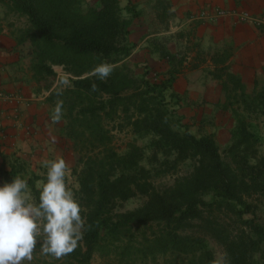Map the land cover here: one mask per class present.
<instances>
[{"label":"trees","instance_id":"16d2710c","mask_svg":"<svg viewBox=\"0 0 264 264\" xmlns=\"http://www.w3.org/2000/svg\"><path fill=\"white\" fill-rule=\"evenodd\" d=\"M7 1L12 11L28 18L29 27L18 31L17 40L30 49L40 88L53 86L55 65L71 74L68 85L54 88L48 101L55 107L62 103L63 132L81 165L76 198L84 219L82 239L59 259L38 247L31 264H92L96 254L103 258L100 264H148L161 257L180 264H218L208 238L224 247V264H264V225L252 201L264 197V157L257 149L264 138L255 125L233 110L224 154L213 133L191 131L177 108L182 98L172 90L183 59L156 40L155 48L170 66L165 77L148 67L137 73L125 62L136 46L129 41L130 26L142 13L132 0L123 7L120 0ZM102 63L113 68L105 80L92 74ZM226 72L224 67L216 76ZM155 75L158 79L152 80ZM227 80L240 89L237 78L228 74ZM228 95L235 104L264 114V91L250 100L243 93ZM228 110L226 104L223 111ZM116 129L151 137L153 156L163 157L157 174L173 172L186 161L193 162L192 171L157 188L141 146L130 142L125 153L115 150ZM18 172L12 168L7 182ZM39 178L28 181L37 201L43 186H36ZM136 196L145 197L144 204L120 209Z\"/></svg>","mask_w":264,"mask_h":264},{"label":"crops","instance_id":"0c3cea01","mask_svg":"<svg viewBox=\"0 0 264 264\" xmlns=\"http://www.w3.org/2000/svg\"><path fill=\"white\" fill-rule=\"evenodd\" d=\"M141 2L133 0L143 13L130 26L133 53L146 57L159 77H165L170 66L155 48L156 40L183 59L172 90L184 108L199 110L200 115L207 108L223 111L226 104L235 109L229 93L264 91V26L239 18H264V0H145L152 9L150 20ZM203 13L208 16H200ZM18 15L7 0H0V184L7 182L5 175L13 168L27 182L40 177V188L48 162L63 158L67 163L71 153L62 122L51 118L55 106L48 98L55 83L47 90L34 79L32 54L17 40ZM151 21L163 24L160 31L149 29ZM224 67L227 72L217 77ZM228 74L239 80L240 89L228 82Z\"/></svg>","mask_w":264,"mask_h":264},{"label":"clouds","instance_id":"9594fccd","mask_svg":"<svg viewBox=\"0 0 264 264\" xmlns=\"http://www.w3.org/2000/svg\"><path fill=\"white\" fill-rule=\"evenodd\" d=\"M112 71L111 65L102 63L92 74L105 80ZM61 117L62 103H57L51 118L55 123ZM46 167L38 201L20 176L0 184V264H31L38 247L59 259L72 253L82 239V206L67 182L71 169L63 158Z\"/></svg>","mask_w":264,"mask_h":264},{"label":"rangeland","instance_id":"374dc122","mask_svg":"<svg viewBox=\"0 0 264 264\" xmlns=\"http://www.w3.org/2000/svg\"><path fill=\"white\" fill-rule=\"evenodd\" d=\"M95 1V0H90ZM143 3H145V0H141ZM133 2V0H132ZM141 2V3H142ZM121 6L123 7L126 4V0H120ZM138 7L139 5L133 3ZM142 5V4H141ZM145 16L150 20L151 19V6L147 5L145 3ZM138 11L139 7H138ZM143 14V13H142ZM128 13L123 10V16H127ZM16 21L18 22L19 26H21V29H26L29 27V21L28 18L24 15H18ZM151 21L150 28L153 33L160 31L163 24L157 23L154 24V22ZM156 22V21H155ZM162 41L163 38H161ZM189 40V39H188ZM160 42V41H159ZM189 42V41H188ZM26 52L28 53L30 51L28 45L24 48ZM24 52V53H26ZM32 56V55H31ZM33 57V56H32ZM138 58H141V60L138 61ZM145 59V60H143ZM132 69H134L137 73H140L145 68H151V63L149 60L146 59V57L141 56V54L133 53L129 58L125 61ZM162 69V67H160ZM54 70L56 71L57 75L56 78L59 77V86L60 88H65L66 85L69 83V77L71 74L67 73L63 66L61 65H55ZM154 73V72H153ZM156 77V75H155ZM152 77V80L158 79V77ZM52 80V79H50ZM67 81V84L62 83V81ZM55 83V77L53 81ZM39 85H42L38 83ZM45 84V83H44ZM41 87V86H40ZM169 91L166 93V99L171 102V98L169 95ZM237 95H239V92H236ZM244 94V93H243ZM258 93H250V94H244L246 99H252L253 97L258 96ZM231 96L235 94H230ZM240 99V97H238ZM238 108H235L237 112L240 114L246 116L250 122H252L255 125L256 131L260 133L264 138V114L261 112V110L256 111L255 109L252 111V109L247 110L246 106L243 108L242 105L236 104ZM180 111V113H183L186 118L184 119V122H187L190 126V129L192 132H194L197 135H203V134H209L213 133L219 143L220 150L222 154H224V151L228 147L230 143V129L232 128L235 120L233 110L230 109L226 112L221 110H211L209 108L202 110V114H199V110L195 111L193 109L189 110L187 108H184V105H181L180 107H177ZM62 122V123H60ZM60 124H64L62 118L59 120ZM109 128L112 127V123H110ZM63 128V126H62ZM112 133L114 135L113 137V146L115 150L118 153H125L128 147V144L130 142H135L137 145L141 146L144 149V153L146 156V159L144 160L143 164L146 165L148 168H151L153 171V182L157 188H164L166 186L172 185L176 179L177 176L187 175L189 174L193 169V162L192 161H186L184 163H181L176 170L173 172H167V173H160L157 174V171L160 168H163V165L161 164L163 157L158 154V157H154V151L149 147V142L151 140V137H145V138H137L135 137L128 129L124 130H112ZM67 149H69L70 159L67 161V164L69 165L71 172L70 175L67 177V182L70 187L73 188L75 196L76 191L79 188L78 183V176L77 173L81 169V165L77 162L76 156H75V150L73 147L72 141H68ZM258 154L260 156L264 157V141L258 146ZM165 167V166H164ZM43 178H46L44 176ZM40 179L41 181L38 182V185L42 186L44 183V179ZM146 201L145 197L142 196H136L122 204V206H119L121 210H132L135 209ZM256 205L258 206L256 211L257 219L260 223L264 225V197L256 196L254 200H252ZM246 217H251L250 215H246ZM209 243L211 245V248L214 253L215 260L218 264H224V261L226 259V252L224 247L219 244L217 241H215L212 238H208ZM103 261V258L100 254H96L93 263L92 264H100ZM148 264H180V260L173 258V257H161L156 262H151Z\"/></svg>","mask_w":264,"mask_h":264},{"label":"built area","instance_id":"2783aa9c","mask_svg":"<svg viewBox=\"0 0 264 264\" xmlns=\"http://www.w3.org/2000/svg\"><path fill=\"white\" fill-rule=\"evenodd\" d=\"M219 14H221V15H223V14H225V11H219ZM200 16H208L206 13H203L202 15H200ZM239 18H241V19H243V20H245V21H249V22H253V23H255V24H257V25H259V26H264V18H256V17H253V16H251V15H249V14H242ZM56 82H55V85L50 89L51 91L54 89V88H56L58 85H60L59 83V77L58 78H56V80H55ZM50 91V92H51Z\"/></svg>","mask_w":264,"mask_h":264}]
</instances>
